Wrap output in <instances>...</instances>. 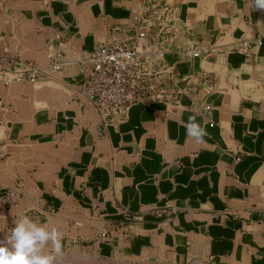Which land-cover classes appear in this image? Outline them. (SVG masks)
Returning a JSON list of instances; mask_svg holds the SVG:
<instances>
[{
	"label": "crops",
	"instance_id": "crops-1",
	"mask_svg": "<svg viewBox=\"0 0 264 264\" xmlns=\"http://www.w3.org/2000/svg\"><path fill=\"white\" fill-rule=\"evenodd\" d=\"M152 2L0 0V237L28 215L63 234L60 264H264V10L161 0L143 67L163 100L105 125L81 61Z\"/></svg>",
	"mask_w": 264,
	"mask_h": 264
},
{
	"label": "built area",
	"instance_id": "built-area-1",
	"mask_svg": "<svg viewBox=\"0 0 264 264\" xmlns=\"http://www.w3.org/2000/svg\"><path fill=\"white\" fill-rule=\"evenodd\" d=\"M168 20V8L165 9L161 0H153L124 27L120 24L114 26V31L124 32L123 36L100 40L81 61L80 85L95 104L105 125L119 121L133 104L149 97L163 100L164 88L155 72L146 71L143 66L148 60L150 43L168 35ZM205 51V47L196 46L191 54L197 57ZM60 67L61 60L57 57L52 68L57 70ZM38 78L35 71L27 76L31 82ZM99 239H109L107 230L99 234Z\"/></svg>",
	"mask_w": 264,
	"mask_h": 264
},
{
	"label": "clouds",
	"instance_id": "clouds-1",
	"mask_svg": "<svg viewBox=\"0 0 264 264\" xmlns=\"http://www.w3.org/2000/svg\"><path fill=\"white\" fill-rule=\"evenodd\" d=\"M252 8L264 10V0H250ZM187 136L196 143H204L206 128L190 116L183 125ZM13 227L0 237V264H60L63 259V234L56 227L38 223L24 215L13 221ZM51 245V250L45 249Z\"/></svg>",
	"mask_w": 264,
	"mask_h": 264
}]
</instances>
